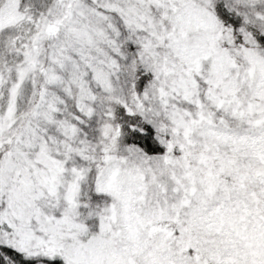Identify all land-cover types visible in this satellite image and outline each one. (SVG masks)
<instances>
[{
	"label": "snow or ice",
	"instance_id": "1",
	"mask_svg": "<svg viewBox=\"0 0 264 264\" xmlns=\"http://www.w3.org/2000/svg\"><path fill=\"white\" fill-rule=\"evenodd\" d=\"M0 264H264V0H0Z\"/></svg>",
	"mask_w": 264,
	"mask_h": 264
}]
</instances>
